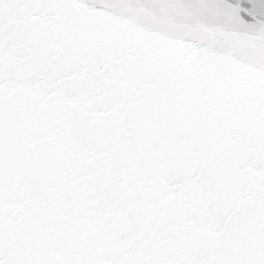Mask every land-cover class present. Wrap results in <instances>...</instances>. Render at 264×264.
Instances as JSON below:
<instances>
[{
  "label": "snow or ice",
  "instance_id": "6c2138e0",
  "mask_svg": "<svg viewBox=\"0 0 264 264\" xmlns=\"http://www.w3.org/2000/svg\"><path fill=\"white\" fill-rule=\"evenodd\" d=\"M0 264H264V0H0Z\"/></svg>",
  "mask_w": 264,
  "mask_h": 264
}]
</instances>
